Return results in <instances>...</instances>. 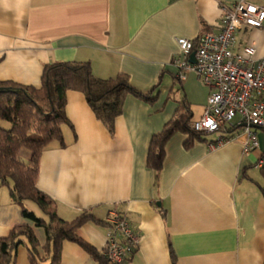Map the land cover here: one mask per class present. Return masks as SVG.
<instances>
[{"label":"crops","instance_id":"obj_1","mask_svg":"<svg viewBox=\"0 0 264 264\" xmlns=\"http://www.w3.org/2000/svg\"><path fill=\"white\" fill-rule=\"evenodd\" d=\"M237 1L0 0V82L40 87L46 64L88 61L100 78L126 73L139 91L157 93L153 101L129 94L111 135L85 95L69 90L64 144L54 140L40 154L37 187L54 200L63 219L88 212L99 221L90 220L77 231L98 251L106 246L109 211L117 207L126 213L140 244L124 264H264V173L257 167L264 155V129L254 128L259 147L248 153L244 138L236 137L241 127L229 130L216 147L215 135L186 147L188 135L177 132L166 145L158 175L147 163L152 136L174 116L178 102L189 101L193 121L208 102L210 88L195 72L178 77V39L195 42L217 33L223 8ZM245 1L264 6V0ZM247 43L264 56V25L240 30L234 49ZM20 153L23 161L31 157ZM3 187L0 238L27 225L43 260L45 229L24 217L11 200L10 186ZM32 203L25 201L42 217ZM24 241L15 264H33L26 237ZM61 261L100 264L68 240Z\"/></svg>","mask_w":264,"mask_h":264},{"label":"trees","instance_id":"obj_2","mask_svg":"<svg viewBox=\"0 0 264 264\" xmlns=\"http://www.w3.org/2000/svg\"><path fill=\"white\" fill-rule=\"evenodd\" d=\"M77 90L85 95L87 103L107 131L114 135L115 121L123 113L124 102L129 94L153 101L151 95L135 88L126 73L114 77L100 78L95 75L88 61H56L46 64L41 86L22 85L11 81L0 82V121H7L10 128L0 126V186L9 184L11 200L19 204L24 217L43 227L47 241L44 245L48 264H63L61 251L65 240L75 242L87 250L100 264H110L104 250L98 251L77 231L90 220L92 214L83 212L73 220L59 216L50 197L37 187L41 151L52 141L64 144L63 125L70 124L66 114L67 92ZM174 116L163 129L151 138L147 163L158 175L166 155V145L177 132L188 135L186 147L196 140H206L207 133L194 130L191 104L187 100L178 102ZM31 151L28 161L19 157L21 149ZM264 173V167L261 168ZM264 194V187H261ZM25 201H33L47 215L46 220L26 207ZM97 221V220H96ZM99 222V221H97ZM104 224L107 225L105 221ZM33 264H44L38 255L39 242L27 225L15 226L8 236L0 238V264H15L19 245L26 243Z\"/></svg>","mask_w":264,"mask_h":264},{"label":"built area","instance_id":"obj_3","mask_svg":"<svg viewBox=\"0 0 264 264\" xmlns=\"http://www.w3.org/2000/svg\"><path fill=\"white\" fill-rule=\"evenodd\" d=\"M264 25V6L240 0L223 8L220 30L201 35L197 41L179 38V54L174 62L180 80L188 72L210 88L205 110L198 120L191 122L194 130L215 135L212 147L228 138L229 130L241 127L243 151L248 153L259 147L258 133L251 127L264 129V56H257L254 43L234 49L236 34L243 28ZM195 52V62L190 55ZM246 124V126H244ZM257 167H264L262 155ZM108 231L104 255L110 264H124L130 253L140 244V235L126 213L112 208L106 218Z\"/></svg>","mask_w":264,"mask_h":264},{"label":"rangeland","instance_id":"obj_4","mask_svg":"<svg viewBox=\"0 0 264 264\" xmlns=\"http://www.w3.org/2000/svg\"><path fill=\"white\" fill-rule=\"evenodd\" d=\"M174 94V93H173ZM0 126H2V127H5V128H10L11 127V124L9 123V122H7V121H0ZM207 136H212L211 134H207ZM22 150V152H29L30 154H31V151L30 150H28V149H25V148H23V149H21ZM21 154V153H20ZM12 187L13 186V181L11 180V179H9V184H7V185H4V187L3 188H8V187ZM33 204V208H35V211L38 213V215H40V216H42V217H45L46 218V216L44 215V213H43V211H41V209L38 207V204H36V203H32ZM36 206V207H35ZM30 219V218H29Z\"/></svg>","mask_w":264,"mask_h":264},{"label":"water","instance_id":"obj_5","mask_svg":"<svg viewBox=\"0 0 264 264\" xmlns=\"http://www.w3.org/2000/svg\"><path fill=\"white\" fill-rule=\"evenodd\" d=\"M190 60H191V62H195V52H192V53H191V55H190ZM244 126H246V124H244ZM251 127L258 128V127L255 126V125H251Z\"/></svg>","mask_w":264,"mask_h":264}]
</instances>
